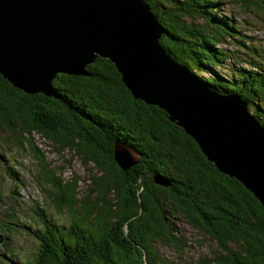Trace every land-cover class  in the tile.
Wrapping results in <instances>:
<instances>
[{
  "label": "trees",
  "instance_id": "obj_1",
  "mask_svg": "<svg viewBox=\"0 0 264 264\" xmlns=\"http://www.w3.org/2000/svg\"><path fill=\"white\" fill-rule=\"evenodd\" d=\"M143 1L159 19V43L171 59L209 90L239 97L264 127V46L243 33L248 23L222 12L227 0ZM229 2L264 16V0ZM87 72L56 75L51 97L27 95L0 75V130L11 133L18 155L35 158L52 207L68 215L60 220L40 208L30 225L0 223L1 264H264L259 202L220 174L165 112L135 100L111 62L97 58ZM33 134L93 164L98 173L84 199L76 182L64 183L48 165ZM117 145L137 158L127 170L114 160ZM178 222L211 241L214 254L197 263L159 255L158 245L184 251Z\"/></svg>",
  "mask_w": 264,
  "mask_h": 264
},
{
  "label": "water",
  "instance_id": "obj_2",
  "mask_svg": "<svg viewBox=\"0 0 264 264\" xmlns=\"http://www.w3.org/2000/svg\"><path fill=\"white\" fill-rule=\"evenodd\" d=\"M162 35L143 0H0V75L27 95L51 97L56 75L87 76L97 58L108 60L135 100L165 112L264 209V127L239 97L209 90L172 60ZM113 157L122 170L137 159L122 145Z\"/></svg>",
  "mask_w": 264,
  "mask_h": 264
},
{
  "label": "rangeland",
  "instance_id": "obj_3",
  "mask_svg": "<svg viewBox=\"0 0 264 264\" xmlns=\"http://www.w3.org/2000/svg\"><path fill=\"white\" fill-rule=\"evenodd\" d=\"M222 10V12L233 14L239 22L248 23L249 26H245L243 33L255 38L257 44L264 46V16L251 11H243L229 0L224 1ZM227 48L233 49L230 46ZM10 137V132L4 129L0 130V156L5 160L0 162V223L11 225V223L19 222L25 225L29 222L28 220L33 218L34 208L40 209L41 207L49 209L51 217L68 220L66 213L57 214L52 207L51 197L43 189L47 186L44 184L42 186L38 182L39 165L35 158L31 154L24 155L22 153L18 155L10 145L12 144ZM32 140L35 146L41 150L48 165L55 171L59 170V178L64 183L70 181L77 183L79 196L84 199L89 194L90 177L98 173L93 164L84 165L78 157L67 150L59 154L56 148L40 135L33 134ZM7 146H10V151L8 150L10 153L2 151V148L7 150ZM7 166L13 168L16 178L15 175L8 173ZM176 227L180 229L187 245L181 253L171 246L158 245V253L164 259L197 263L199 259L214 254L216 248L211 241L199 236L198 233L182 222L176 223ZM25 247L28 248L27 244Z\"/></svg>",
  "mask_w": 264,
  "mask_h": 264
},
{
  "label": "bare ground",
  "instance_id": "obj_4",
  "mask_svg": "<svg viewBox=\"0 0 264 264\" xmlns=\"http://www.w3.org/2000/svg\"><path fill=\"white\" fill-rule=\"evenodd\" d=\"M12 247H13V246H12ZM8 251H9V250H8ZM11 251H12V250H11ZM11 251H10V252H11ZM12 253H13V251H12ZM2 262H3V260H2ZM2 262H1V263H2Z\"/></svg>",
  "mask_w": 264,
  "mask_h": 264
}]
</instances>
